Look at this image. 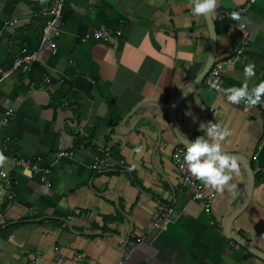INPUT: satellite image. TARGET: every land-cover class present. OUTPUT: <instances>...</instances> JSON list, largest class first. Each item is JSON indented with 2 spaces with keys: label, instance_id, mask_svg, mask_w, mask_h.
<instances>
[{
  "label": "crops",
  "instance_id": "0c3cea01",
  "mask_svg": "<svg viewBox=\"0 0 264 264\" xmlns=\"http://www.w3.org/2000/svg\"><path fill=\"white\" fill-rule=\"evenodd\" d=\"M51 1L0 0V70L35 53L26 71L0 75V122L13 110L0 140L10 137L8 154L39 157L50 168L34 175L3 161L15 197L6 199L0 188V264H29L37 253L45 264H264L233 247L221 228L244 195L248 164L251 198L228 226L264 254V104L233 105L203 78L177 106L179 127L189 139L209 122L231 129L221 143L244 162L223 191L195 177L202 200L192 198L172 162L182 144L167 110L209 54L206 21L191 0H63L53 53L40 47ZM242 8L248 44L221 67L215 81L223 88L239 86L253 61L264 79V0H217L213 63L238 48L236 23L224 13ZM98 29L116 42L81 40ZM64 90L65 99L56 97ZM60 150L74 155L58 158ZM96 159L111 167L96 171ZM160 206L176 211L164 231L152 225Z\"/></svg>",
  "mask_w": 264,
  "mask_h": 264
},
{
  "label": "built area",
  "instance_id": "2783aa9c",
  "mask_svg": "<svg viewBox=\"0 0 264 264\" xmlns=\"http://www.w3.org/2000/svg\"><path fill=\"white\" fill-rule=\"evenodd\" d=\"M62 10H63V0H52L50 3L46 20L44 21V24L40 31V47H43L51 51L52 53L55 52L56 50L55 38L58 35L62 24ZM242 10L243 8L224 13L225 18L236 23V29L239 36L238 48L236 49L235 53L227 55L224 59H220L217 62L213 63L209 72L204 77L205 82L209 84L216 92L219 93H223L224 88L220 86L218 83H216L215 79L218 76L221 67L225 64L235 62L237 59H239L240 56L243 54L246 45L248 44L249 32L247 30L246 24L241 22L237 18H233L232 15L233 12L239 13L240 15L242 13ZM89 38L90 39L98 38L108 43L116 42V37L114 35L110 34L106 30H100V29L94 31L91 35L90 34L83 35L81 40L86 41ZM34 60H35L34 52H26L24 54H20L14 57V59L12 60V65L10 66L9 69L0 70L1 79L9 76L11 73L16 72L17 70L23 72L26 71ZM12 115H13V110L8 109V111H6L5 113L3 120L0 122V130H3V128L9 124ZM10 140H11L10 137L7 135L0 140V153H2L3 156L5 157L4 160L10 161V163H12L13 165L20 167L22 169H26L34 175L42 174L44 176L50 173V168L44 166L42 160L39 157H30L21 154H17V155L8 154L7 151L10 149ZM183 152L184 149L182 147L180 146L175 147L171 154L172 162L179 171L180 181L182 182V184L193 190L192 198L202 200L204 198L203 185L200 182H198L195 179V177L188 172L186 165L182 166ZM56 154L58 158L71 157L72 155H74V152L67 150H60ZM3 161L0 162V188L3 191L2 194L4 195V197L8 200H12L15 197L14 181L7 172L3 164ZM91 167L96 171H103V170H108L111 167V165L109 164V162L105 160L96 159L92 163ZM44 181H46V179H44ZM11 186H13L12 189L8 190L7 188ZM4 190H6L7 193ZM175 212L176 211L174 207L160 206L154 214L152 221L153 227L156 230H160V231L166 230L168 228L169 223L172 222V219L175 216ZM2 222H3V218L0 212V223ZM230 243L235 248L239 247V245L233 240H230ZM29 264H45V263L41 255L37 253L36 255H33ZM250 264H257V262L255 261L254 258H252Z\"/></svg>",
  "mask_w": 264,
  "mask_h": 264
},
{
  "label": "clouds",
  "instance_id": "9594fccd",
  "mask_svg": "<svg viewBox=\"0 0 264 264\" xmlns=\"http://www.w3.org/2000/svg\"><path fill=\"white\" fill-rule=\"evenodd\" d=\"M195 15L210 16L217 6V0H191ZM233 18H239V13L233 12ZM258 80V83L253 81ZM223 95L233 105H243L244 109L264 104V79L257 74L256 63L249 62L243 68V81L239 86L232 85L223 89ZM204 134L194 139L187 138L183 152V165L203 184L223 191L232 174H239L238 158L229 155L221 143L230 137L231 129L216 122H209L207 127H200ZM137 153L143 151V146L134 149ZM5 159L0 153V162ZM136 165H131L135 168ZM235 189L236 185H230ZM238 244V243H237ZM239 245V244H238Z\"/></svg>",
  "mask_w": 264,
  "mask_h": 264
},
{
  "label": "water",
  "instance_id": "95a60500",
  "mask_svg": "<svg viewBox=\"0 0 264 264\" xmlns=\"http://www.w3.org/2000/svg\"><path fill=\"white\" fill-rule=\"evenodd\" d=\"M205 21H206V25H207V29H208V33H209V54L207 57V61L205 64V67L203 68L202 72L200 73V75L193 81V83H191L184 91H182L180 94L177 95V97L174 99V101L172 102L171 106L169 107L168 114H169V118H170V122H171V126L172 129L175 133V135L178 137L179 142L182 144V146L185 148V144L187 141V137L184 135V133L182 132V130L179 127L178 121L176 119L175 113H176V109L177 106L180 104V102L196 87V85L205 77V75L209 72L210 68L213 65L214 62V54H215V49H216V31H215V26H214V22H213V18L212 16H203ZM238 161H240L241 163L244 162V158H240L237 157ZM243 164V168L245 170L246 173V187H245V192L244 195L242 197V199L239 201V203L234 207V209L225 217L221 228L223 231V235L228 238L233 240L234 242L238 243L242 248H244L246 250V252L252 254L253 256H255L258 259L264 260V254L261 253L259 250H257L255 247H253L245 238H243L242 236H239L235 233H232L229 230V226L228 224L230 223V221L236 217L239 213H241L244 208L248 205L250 198H251V194H252V189H253V185H254V174H253V170L250 167V165H245V163Z\"/></svg>",
  "mask_w": 264,
  "mask_h": 264
},
{
  "label": "trees",
  "instance_id": "16d2710c",
  "mask_svg": "<svg viewBox=\"0 0 264 264\" xmlns=\"http://www.w3.org/2000/svg\"><path fill=\"white\" fill-rule=\"evenodd\" d=\"M235 23V22H234ZM12 65V64H11ZM17 71H19V70H17ZM67 88V90H68V87H69V85H67V86H64V88ZM67 90H64V94L62 93V94H59L58 96H56V97H60V96H64V98L63 99H65L67 96H66V94H68V91ZM56 97L55 96H53L52 97V99H56ZM181 146V145H180ZM184 150H185V148L183 147V146H181ZM74 152V151H73ZM116 150H112L111 151V153L110 154H112L113 156H115L116 155Z\"/></svg>",
  "mask_w": 264,
  "mask_h": 264
},
{
  "label": "bare ground",
  "instance_id": "6f19581e",
  "mask_svg": "<svg viewBox=\"0 0 264 264\" xmlns=\"http://www.w3.org/2000/svg\"><path fill=\"white\" fill-rule=\"evenodd\" d=\"M5 161V160H4ZM8 161V160H7ZM10 162V161H9ZM15 166V165H14ZM8 172V171H7ZM9 173V175L10 176H12L11 174H10V172H8ZM12 187L13 186H11V187H9V188H7L8 190H11L12 189ZM5 192H6V190H4ZM7 193V192H6ZM14 195H15V187H14ZM2 214V213H1ZM1 224V223H0Z\"/></svg>",
  "mask_w": 264,
  "mask_h": 264
}]
</instances>
